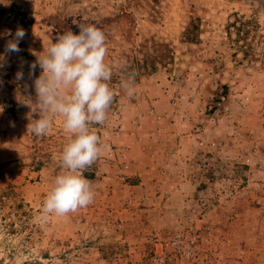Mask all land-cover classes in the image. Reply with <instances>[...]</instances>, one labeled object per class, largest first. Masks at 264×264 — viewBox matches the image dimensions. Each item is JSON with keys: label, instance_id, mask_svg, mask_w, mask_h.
<instances>
[{"label": "rangeland", "instance_id": "1", "mask_svg": "<svg viewBox=\"0 0 264 264\" xmlns=\"http://www.w3.org/2000/svg\"><path fill=\"white\" fill-rule=\"evenodd\" d=\"M80 24L106 37L107 147L93 203L41 222L69 134L60 117L28 132L29 64ZM18 27L0 60V264H264V67L241 52L263 49L264 0H0V54Z\"/></svg>", "mask_w": 264, "mask_h": 264}, {"label": "clouds", "instance_id": "2", "mask_svg": "<svg viewBox=\"0 0 264 264\" xmlns=\"http://www.w3.org/2000/svg\"><path fill=\"white\" fill-rule=\"evenodd\" d=\"M79 33L69 30L55 38V42L42 52H32L36 60L29 64V78L33 79L36 102L30 105L27 118L28 132L43 137L52 130L53 119L60 117L63 128L69 134L60 154L62 167L44 198L41 222L50 216L63 217L93 203L95 192L92 182L84 173L101 156L106 145L101 143L93 125L106 122L108 110L114 99L109 86L112 71L105 63L108 49L105 34L95 25L80 24ZM12 38L7 40L0 60L12 53H19V43L26 31L18 27ZM37 66L42 70L35 76ZM0 67H3L0 64ZM15 80L24 81V72L18 70ZM129 95L133 89L123 85ZM25 91L28 85L23 84ZM33 113L38 118L33 119Z\"/></svg>", "mask_w": 264, "mask_h": 264}, {"label": "trees", "instance_id": "3", "mask_svg": "<svg viewBox=\"0 0 264 264\" xmlns=\"http://www.w3.org/2000/svg\"><path fill=\"white\" fill-rule=\"evenodd\" d=\"M238 18V17H237ZM22 21H18V23L20 24ZM253 22L255 23L256 21L255 20H253V19H250V20H248V26H250V30H248L247 32H251V31H254V34H253V36H252V40L250 41V43H248V44H245L244 46H247V48H249V49H253V46H254V41L255 40H258V38H260L259 39V41L258 42H260V44H263V36L262 35H259L258 33H257V27H258V24L257 23H255V24H253ZM257 24V25H256ZM254 27H256V28H254ZM238 30V32H239V30L240 29H237ZM249 33H246L247 35H248V37H249ZM195 34H196V32L194 33L192 30H191V28H190V26L186 29V32H184V38L186 39V41H194L195 40ZM242 53H243V57H251V60H254V61H258V60H260L261 62H262V66L264 67V46H263V49H261V51L260 50H254L253 52H249V51H247V50H242L241 51ZM221 89H224V93H222L221 95H220V97L221 96H224L225 94H226V90H227V87L225 86V85H222L221 86ZM113 104H111V106H112ZM110 106V107H111ZM84 175L86 176V177H93L94 176V174L93 173H90V174H87L86 172L84 173ZM25 264H41L40 262H37V261H35V262H26Z\"/></svg>", "mask_w": 264, "mask_h": 264}]
</instances>
